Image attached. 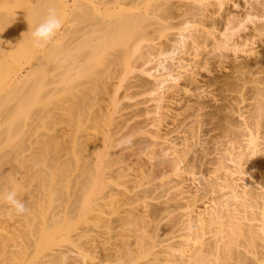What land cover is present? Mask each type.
I'll return each mask as SVG.
<instances>
[{"label":"bare ground","instance_id":"bare-ground-1","mask_svg":"<svg viewBox=\"0 0 264 264\" xmlns=\"http://www.w3.org/2000/svg\"><path fill=\"white\" fill-rule=\"evenodd\" d=\"M251 1L249 6L248 4L247 7L245 6L247 8L246 11H244L242 15H238L239 17H236L235 13V17L234 15L230 16L228 12L226 18L224 17V22H222V27L224 26L223 31L218 34L214 31L216 23L214 19H217V12L228 4H234L233 0H0V87L2 85L8 86V88L6 87V91L1 92L0 90V104L2 103L1 105H3L8 101L13 102V99H15L14 109L12 108V111L15 110V118L12 117L13 119L9 121L10 123H8L9 126L7 129L4 127L5 130L3 129L2 132H6L4 133L6 135L7 131H12V134L15 133V138L21 135L19 136L20 138L17 137L19 141L21 139L23 140V138L25 139V137L33 136L32 141L37 144H39L40 140L44 141L46 139L47 142V138H49L52 133L50 135L47 132L42 133L40 132V128L43 127L42 123L44 121L46 122L47 117L51 116L50 111L53 107L49 106V98L61 91L68 93V96L64 95L69 97H65L68 100L67 103H64L66 106L65 108L75 109L77 113L79 112V115L82 109L83 111H86L88 108L92 110L93 107H95L94 105L97 104V98L95 99V97L93 98L92 96L88 98V95L82 96L79 94L84 88L89 87L88 89H90L92 86L82 82L84 80L83 76H87L89 73L87 72L88 74H86V71L92 67L93 64L97 63V58L94 57L99 52H103L109 48L113 49L114 46H120L115 52L123 51L125 48L130 47L132 43H130V45L127 44L136 40V36H132L135 38L134 40L130 37L131 31L135 32V35L139 33L138 36L141 37L142 35V38L146 40L144 42L145 44H141L143 52H140V55L145 56L146 54L148 57L153 53V50H156L158 47V49L162 47L161 51L163 48L166 50L168 46H173L171 49L176 50L174 46L178 43H187V47L192 49L194 52L193 54L196 55L199 47L205 46L210 42L213 49L218 51L219 55L229 58V62L220 67H224L221 71V80L216 78L219 79L218 82L220 81L218 83L219 87H216L218 93L212 94V98H210L215 107L214 112L215 114L217 113L219 117V124L216 122L217 126L219 125L220 129H223L222 133H226V131L233 126L236 116L238 118H245L246 115L244 116V114L250 112V116L247 118L250 119V126L252 125L256 131L258 129H264V125L257 120L263 112L261 100H264V0L252 1L253 3ZM245 2H248V0ZM245 2L244 4H246ZM138 6L141 7V9H139ZM50 8L56 9L62 26L51 41L42 43L41 46L37 47L33 43L32 31L45 19ZM90 13L92 17H90ZM230 14L232 15V13ZM86 17H89V19H86ZM206 21H209V28L195 27L197 24L204 25ZM247 21L254 23V26L249 28L245 34L241 35V38L238 37L239 40L235 41L231 39L230 36L234 30L241 29L242 27L245 29V22L247 23ZM190 26H192V29ZM188 27L190 30H187ZM170 29L176 30L167 32V30ZM184 30L186 31L184 32ZM93 33L94 35H92ZM234 33L232 35H234ZM163 36L166 37L164 40L161 39ZM95 40L96 42L93 43ZM100 41L101 43H99ZM79 44L82 46L81 51L78 47ZM241 46L245 47L240 49L242 48ZM142 49L140 48L141 51ZM168 50L169 49H167V51ZM229 51L232 52V56ZM115 52L112 53V57ZM137 54L138 53L135 54L136 56H134V58L137 57ZM119 55L120 52L116 53L115 57H120ZM134 58L133 61L123 58V60H127L124 63L127 69L136 66L133 65L135 63ZM138 58L140 57L138 56ZM145 58H141V60L145 62ZM116 59L115 62H117ZM106 60H108V58ZM106 60L104 63L107 62ZM108 62L112 64V67L114 60L112 61L110 58ZM25 65H28L27 69L23 70ZM184 66L180 67L183 68ZM104 67L105 66H103V68ZM57 68H61L62 70H59L60 72L57 71L58 73L56 72L52 75L53 77L47 78V76L50 75L54 69L57 70ZM146 68H143L141 71L146 73V77L142 80L143 77L141 78V76H139L142 83H139V85H143L141 88L148 92L140 100L136 99V103H134V101L132 103L133 105H137V103L146 104L148 101L154 102L152 103L154 107L153 110L155 108L159 110V112L156 111L158 112L159 119H156L154 116V120L158 121L157 123L154 122V124H151L152 120L148 122L146 117V119L143 120L135 119L132 123L130 122V124H128L126 120L129 118L127 116L128 119H122L124 122L122 121L123 123L120 127L119 125L116 126L119 123V119L114 123V115L119 112V100L117 98L120 97H112L108 99V103H106V101L104 102L109 104V107L106 105L103 106L104 108L102 109L99 108L102 111L104 109L105 113L103 116L107 115L108 117V122L106 121L108 130H105L106 132L101 131L102 134L99 133V130L95 132V129L93 131L90 130V132L84 131L82 133L83 135L78 133L79 136L82 135L81 138L85 140V144H95L93 145V147L95 146L94 148L91 147L92 152L89 154L90 160L87 162L89 166L91 165L89 168H94L91 171L89 169L88 172L89 175H91L89 180L93 178L92 181L94 185L92 187V192L97 195L93 204V206H95L93 210L96 209L99 211V207L106 202V200L103 201L105 198L110 201H117L118 196L115 195L116 193L123 197L121 204L124 206L123 215H118L119 217L114 220L115 223L118 221V229L119 227L123 229L121 230L123 232L122 236H124L122 245L116 246L110 251L108 250L109 252H106V249L102 247L99 251L103 253L97 258L93 257L92 264H107V262H110L109 259L113 258L111 256L124 258H120L121 261L118 259L117 264H264V156L263 158L261 157V161L259 160L260 162L258 163L259 158L256 160V157L258 155L260 156V154H258V152H260L258 147L260 142L256 134L259 132H255L256 134L251 132L250 138L248 142H246L248 146L243 147L240 144L242 141L239 142V138L237 137L228 139L229 136L226 135L227 138L224 136L225 139L220 141L219 139L223 134L221 133V135L218 134L215 136L216 141L214 140L213 144L218 147L208 151L209 153L207 155L205 154L206 156L204 155L205 157L197 163V166L199 163L203 165H199V170L202 172L201 185L199 183L197 186H194L196 194L199 192L198 197H195L194 193H191L192 191L189 192V186L191 187V185L185 182L187 181L186 179H189L188 181L194 179L193 170L186 169V166H188L187 164L190 165L191 162L186 163L184 161L190 145L189 142L187 143V138L190 133H188L189 135L186 136V139L184 138L185 136L183 137L182 147L176 149V147H174L175 145L173 146L169 142L168 137V134L173 133V130L176 129L174 128L172 130L171 128V130H168L170 126H167L168 129L166 128V130L163 128L165 127L164 125L161 127V122L172 115L168 108L172 103L170 99L173 98L174 100L175 93L174 91H167L165 95L164 93L166 92L159 89L163 85L162 83L165 78L160 79L153 77V74L148 71L149 67L148 69ZM116 70L120 71L119 67L118 69L116 68ZM109 71L111 70L109 69ZM113 72H115V70ZM110 74L112 75V72ZM92 76L90 78L93 79ZM175 77L174 81L178 79L177 75ZM45 78H47V80H45ZM136 78L138 79V77ZM119 79L118 77L116 81ZM121 80L123 79L121 78L119 82L122 84ZM112 83L113 82L110 84L113 89L116 85L117 88L122 86L120 83ZM126 83L132 84L130 87H134L135 85H133L132 80ZM125 85L128 86V84ZM93 86L92 90H97L94 89ZM126 86L125 89H128ZM172 86H175L174 83ZM121 89L123 90L122 87ZM143 89H140L142 93ZM158 89L164 92L161 93L165 96L161 95ZM135 90L131 92L133 94L135 93V95L136 92L140 94L138 89ZM86 92H88V90ZM105 93L108 95L109 91L106 89ZM83 94L85 95V93ZM128 95L127 92L122 96L125 98L128 97ZM60 99L58 100L60 104H62L61 102H63V100ZM58 100L56 101L58 102ZM127 100H129V98ZM60 104L56 105L60 106ZM127 104L129 106L131 105L130 103H126V105ZM7 106L10 108L9 104ZM97 106H99V104ZM62 110L65 111L66 109ZM75 110L72 112H75ZM140 110V113H142V111L146 112L151 109L142 106ZM140 110L138 109V112ZM94 111H91V113L93 112L94 114L97 110ZM198 111L199 110H197V112ZM72 112H70V116ZM86 112H88V110ZM10 113L12 112L10 111L9 114ZM77 113L74 114L77 115ZM98 113H100L98 115H101V111ZM124 113L125 112H123V115ZM4 115L8 117L7 114ZM94 115L93 120L89 119L91 123L88 120L91 127L92 125L93 127L95 126L93 123L99 122L97 119L96 121L98 122L95 121L98 115L96 114V117ZM132 115H134V113ZM27 116H30L28 118H31V121L29 120L30 123L26 124L25 118ZM83 116H81V118H83ZM85 116L89 115L87 114ZM98 117L102 118L100 116ZM171 117V123L173 125L174 123L176 124V113H173ZM76 118L77 117L74 119L72 118L73 122L76 121ZM180 119L182 120V118ZM0 120H2V118ZM181 120L178 122H181ZM73 122L71 121L70 123ZM166 122V124H168V121ZM79 123L80 121L76 123V126L73 125L74 123L71 124L73 127L71 129L74 130L75 128L77 131V129L80 128ZM45 124L48 125L50 123L48 122ZM90 125H87L88 128ZM142 125L145 126V131L148 134V137H140L141 139L145 138L143 141L147 140V144L145 143L146 147L142 145V150L147 149L148 154L151 155L149 157L146 156L145 159L133 158L131 162L134 163H130V166H127V164L123 162L129 158L133 152L130 154V152L126 153L123 150L132 143L124 147L125 145H121L123 144L122 138L125 137L129 131L131 134L132 131L141 129L143 127ZM100 127L102 128V124ZM191 128L194 129V127ZM56 130L58 129H55V131ZM122 130H124L123 133L121 132ZM189 131H191V129H189ZM261 132L263 133L261 142L264 143V130ZM12 134L10 136H12ZM72 134L70 135L71 138ZM78 134L75 135L76 138ZM55 135L57 134L55 133ZM127 135H129V133ZM1 136H3L2 133ZM40 137L42 139H40ZM8 138V140H10L9 136ZM12 138H14V136H12ZM78 138L77 140L81 139ZM3 139L4 137L0 138V140ZM22 140L21 142H24ZM81 140L79 141L81 142ZM132 141L134 142L135 139L133 140L132 138ZM137 141L138 139L136 142ZM21 142L18 143L20 144ZM65 142H67V140ZM1 144L2 143H0V145ZM226 144H230L227 146L230 148L223 147L226 146ZM47 145H45V147ZM115 146L121 147L118 151H111V148ZM35 148L37 149L40 147L36 146ZM78 148H80V146ZM83 150L85 149L83 148ZM20 152L21 151H19V153ZM30 152L33 151L31 150ZM38 152L41 151L38 150L34 152V154ZM30 154L31 153H28V155ZM28 155L26 154L24 158ZM34 159H36V157H34ZM30 160L32 159L30 158ZM92 171L95 173L94 177ZM113 173H115L117 177H121L122 175L125 179L121 180L120 178L119 183L121 184L117 182L114 187L106 191L105 186L107 185H103L104 180L108 178L109 175H113ZM107 174L108 177H106ZM84 182H86V178ZM118 186H120V188H118ZM119 200L121 199L119 198ZM119 212H121V210ZM100 216V213H95L93 219L98 221ZM53 220L54 219H52L51 222ZM58 222H60V220H58ZM58 222H56V224ZM110 224L113 225L112 223H109V225ZM50 225L52 227L50 226V228L48 227L44 230L43 236L45 241L43 246L40 245L41 249L53 244L55 239L52 234L56 225ZM148 227H150L149 231L145 229ZM24 228L27 233L26 225ZM72 228L73 226H66V229L70 230ZM106 231L107 230H105V233H107ZM23 232L22 235L20 232L19 234L15 232V242L12 245L13 248L8 252L9 254L7 256L0 260V264H28L26 260L32 253V251L28 252L31 246L35 251H38L36 244L39 237H35V233L32 238L26 236L27 238L24 240L26 242L25 245H23L21 243L23 241L22 237H24ZM76 233L82 237L85 231L82 232L81 230V232ZM99 234H101V231ZM34 242L36 244L32 245ZM74 248L73 246H66L63 250L54 248L51 252L41 256L38 261L35 260V257H32L33 259L30 264H74V260L70 259V261H68L70 255L76 251ZM79 250H77L78 255L76 256L80 255ZM81 251L84 250L82 249ZM81 254L84 255L83 252H81Z\"/></svg>","mask_w":264,"mask_h":264},{"label":"rangeland","instance_id":"rangeland-1","mask_svg":"<svg viewBox=\"0 0 264 264\" xmlns=\"http://www.w3.org/2000/svg\"><path fill=\"white\" fill-rule=\"evenodd\" d=\"M245 1H247V0H233L234 4H228L226 7H224L223 9H221L220 11L217 12V16H216L217 19L216 18L214 19V20H216L215 27H214L215 28L214 31L216 33L219 34L223 31L224 26L222 27V24H223L222 22H224L223 20H225V18L227 16L226 14H228V12H229L230 16L234 15V17H235V14H236V17H239L238 15H242V13H244V11H246L247 4L249 6L251 0H248V2H245ZM252 1L255 2L257 0H252ZM244 2L246 4H244ZM132 7H129V8H132ZM139 9H141V7H139ZM230 13H232V15ZM89 15H91L90 17H92L91 13ZM87 18L89 19V17H86V19ZM208 22L207 21H206V23L204 22L205 23L204 25L203 24H197L195 27H199V28H205V27L207 28L208 27L209 28ZM251 23H250V21H247V23L245 22V25H246L245 29L246 30L243 29V27L241 29H238L240 31L234 30V32L236 31L235 33L232 30L234 35H232L233 33L231 32L232 33L230 36L231 39H234L235 41L239 40V38L242 37L241 35L245 34L249 28H252L254 26V23H252V24ZM191 27L192 26H190V28ZM190 28L188 27L187 30H190ZM175 30L176 29H174V30L170 29V30H167V32L175 31ZM217 30H218V32H217ZM185 31L186 30H184V32ZM135 34H136L135 32L131 31L130 37L136 36V40H134L135 38L132 37V39L134 41H131L127 44V45H130V43H132L130 45V47L125 48V50H123V51H119L120 57L117 56L119 59L117 57H115L116 53H119V52H115V51H117L118 47H120V46H114L113 49L109 48L103 52H99L94 57V58L98 59V60L96 59L98 64L97 63L93 64V66L90 67L86 71V74L89 73L88 74L89 77H88V75L87 76L85 75V76H83L84 80L81 78L83 80L82 82L88 83V85H92V86L94 85L95 87L93 86V88L97 89V90H92V86H91L90 87L91 91H90V89H88L89 87H87V88H84L79 93L82 96L88 95V98H89V96L90 97L92 96L93 98L95 97V99L97 98V104L94 105L95 107H93L92 110H91V108H88V109H86V111L88 110V112H86V111H83V109H82L80 112V115H79L78 114L79 112L77 113V111L75 109L70 108L71 109L70 110L68 108H65L66 106L64 105V103L68 102V100L65 98L68 96V93H66V92L65 93L62 91L58 92L49 98V106L53 107V108H51V111H50L51 116L47 117L46 122L44 121L42 123L43 127L40 128V132H42V133L47 132V133H49V135L52 133L51 136H49L50 139L47 138V140H48L47 142H46V139L44 140V138H43V140L45 142L40 140L39 144H37V143L32 141L33 136H31L32 138L29 136L25 137L26 141L23 138V140L22 139L21 140L24 142H21V140L19 141V139H18V138H20L19 136H21V135L17 136L18 138L17 137L15 138V133L12 134L11 133L12 131L11 132L7 131V134L5 135L4 133H6V132H4V133L2 132L3 129L5 130L4 127H6V129H7V127L9 126L8 123H10L9 121H11L13 118H15L14 117L15 116V110L12 111L14 109L13 107L15 106V102H14L15 99H13L14 104L12 101L5 102V104H3V105H1L2 103L0 104V115L4 116V117L0 116L2 118V120H0V122H1L0 127L2 129V130L0 129V138L4 137V139H3L4 141L0 140V143H2L0 145V193H6L8 190H15L17 192V198L23 200L25 202L26 206L27 205L29 206V207L27 206V208H28L27 213H24L22 215H17L14 209H12L9 205H7L2 200H0V260L2 258H4L5 256H7L9 254L8 252H10V250L13 248L12 245L15 242V232L17 234H19V232H20V234L22 235L23 231H24L23 232L24 237H22L23 241L21 242L23 245H25L26 241H24V240H26V238H27L26 236H28L29 238H32L34 235H35V237H37V236L39 237V239H37V244L35 242H34V244H32V245H35V244L37 245L38 251H35L32 246H31V249L28 250V252L32 251L31 254L29 253L30 255L28 256V258L26 260V263H28V264H30L31 260L33 259L32 257H35V260L38 261L41 258V256L46 255V253H48V252H51V250H54V248L63 250V249H65L66 246H73V248L75 247L74 249H76V251H74V253H72L70 255V257L68 258V261H70V259H71V260L75 261L74 264H92V260H93L92 258L93 257L97 258V257H99V255H101V253H103V252L99 251V249H102V247L104 249H106L105 250L106 252H109L114 247L122 245L124 236H122L123 232L121 230H123V229H121L120 227L118 229V221H116V223H115L114 220H116V218L119 217L118 215H123V207L124 206L121 204L123 197L116 193L115 195L118 196L117 197L118 202L116 200L110 201L107 198H105L103 201L106 200V202H104L101 205V207H99L100 210L101 209L102 210L101 211L100 210L98 211L96 209L93 210V208L95 207V206H93V204L95 202L97 195H95L92 192V187L94 185L93 181H92L93 178H91V180H89L90 179L89 177H91V175H89L88 172H89V169L91 171L94 168L93 167L89 168V167H91V165L89 166L88 165L89 163H87V162H89V160H90L89 154H90V152H92L91 149L95 147V146L93 147V145H95V144H92V143H90V144L86 143L85 144V142H84L85 140L83 138H81V136L83 135L82 133L84 131L90 132V130L93 131L95 129L94 130L95 132H98V130H99V133L102 134L103 131L108 130V128H107L108 117H107V115L103 116V114L105 112H104V109H103V111L101 109L104 108L103 106H106V105H107V107H109V104H106V103H108L109 102L108 99H110L112 97L113 98L114 97L115 98L120 97V98H117L119 100V104H118L119 105L118 106L119 112H117L114 115V117H115L114 123H116V120L119 119L118 120L119 123L117 125L115 124L116 126L119 125V127H120V125L124 122L123 120H126L128 118L129 119L126 120L128 124H130V122L132 123V121H134L135 119L143 120V119H146V117H147L148 122H150L152 120L151 124H154V122H156V123L158 122L157 120L156 121L154 120L155 117H156V119H159L158 118V112H159L158 108H155L156 110L155 109L153 110L154 107L152 106V103H154V102L148 101V102H146V104L145 103H137V105L136 104L133 105V103H132L133 101H134V103H136L137 100H140L141 98H143V96H145L146 93L148 92V91H145L143 88H141V87H143V85H141L142 84L141 78L143 77L142 80H144L146 77V73L141 72V71L143 68H146V67H147L146 69H148V67H149L148 71L153 74V77L160 78V79L165 78L163 80V83H162L163 88L161 86L159 89L163 90L166 93H164L158 89V91H160L161 95H164V94L166 95L167 91H174V93H175L174 94V96H175L174 100L175 101L173 100V98L170 99V100H172V103L170 102L172 104V106L170 104L168 109H169V112L172 114V115L170 114L171 116H173V113H176V117H177L176 122L178 123V125H177V123L176 124L174 123V125H173L171 123L172 117L169 116L168 118H166V120L164 119L161 122L162 123L161 127H163L162 125H164L165 126V127H163L164 129H166L167 126H170L169 129L167 128L168 130H171V128H172V130L174 128L176 129V130H173V133L168 134L169 142L173 146L175 145L174 147H176V149L182 147V145H183L182 140L184 138L186 139V136H188L189 135L188 133H190L189 137L187 138V143L189 142L190 145H189L187 156L185 157L184 161L186 163L191 162L190 165L187 164L188 166H186V169L187 170H193L194 179L190 180V181H188L189 179H186L187 181H185V182L188 185H191V187L189 186V192L192 191L191 193L192 194L194 193L195 197H198L199 192L196 194V191L194 190V188H195L194 186H197L201 182V173L202 172L199 170V168H200L199 165L202 166L203 164L199 163L197 166V163L209 153L208 151H211L213 148L218 147V146H215V144H213L214 140H215V136H217L218 134L221 135V133L223 132V129L222 128L220 129L219 125L217 126V123L219 122V117H218L217 113L215 114V112H214L215 107L213 105L212 99H210V98H212L211 97L212 94L218 93L216 87H219L218 83L220 81L218 82V80L220 79L221 74H222L221 71L224 68V67L223 68H220V67L226 65L229 62V58L228 57L226 58V56L219 55L218 51L213 49L212 44L210 42H208L205 46L199 47V50H197V54L195 52L196 55L193 54L194 52L192 51V49L187 47L188 46L187 43H182V44L178 43L177 45L174 46V47H176V50L171 49L173 46H171V47L168 46V48H166V50H165V48H163L161 51L162 47H160V49H158L159 47L157 46L158 48L156 50H153V53L151 55L148 54V55H150L149 57L146 54H145V56H142V55H140V52L141 53L143 52L141 44H145L144 42L146 40L144 38H142L141 33H140L141 37L138 36L139 33L137 35H135ZM92 35H94V33ZM137 36H138V38H137ZM165 38L166 37L163 36L161 39L164 40ZM142 41H143V43H142ZM94 42H96V40L93 41V43ZM99 43H101V41ZM78 47H79V50L81 51L82 46L79 44ZM244 47L245 46H243L240 49H243ZM140 48L142 49V51L140 50ZM167 49H169V50L167 51ZM157 50H159V51H157ZM113 52H115V54L112 57ZM123 52L126 54H124ZM230 52L231 51H229V53ZM136 53H138L136 58H138V56L140 58H138V59L134 58V56H136L135 55ZM231 56H232V52H231ZM231 56H229V57H231ZM107 58H108V60H106ZM110 58L112 59V61L114 60V63H115V65H114V63L112 62L113 63L112 67H111L112 64L108 62V61H110ZM114 58L118 59V60L116 59L117 62H115ZM123 58L130 60V61H133V58H134L135 63L133 62L134 63L133 65H136V66L133 68L127 69L125 64H124L127 60H125V59L123 60ZM141 58L142 59L145 58V62H144V60H141ZM105 60L107 62L104 63ZM180 62H182V63H180ZM223 62H224V64H223ZM116 63H117V65H116ZM106 64H108L109 66ZM184 65H186V66H184ZM203 65H205V66H203ZM27 66L28 65H25L23 70H26ZM103 66H105L107 68H105V67L103 68ZM176 66H178V67H176ZM180 66L181 67L184 66V67L181 68ZM115 67L117 69L119 67L120 71L116 70ZM99 68H101V69H99ZM112 68L115 70V72H113L114 70ZM109 69L111 71H109ZM59 70L61 71L62 69L61 68H57V70L54 69V71H52L51 74L47 76V78L53 77L52 75H54L57 71L60 72ZM117 71H118V73H117ZM180 71H183V72H180ZM104 72H105V74H104ZM111 72H112V75L110 74ZM93 73H95V74H93ZM99 73H100V76H99ZM107 73H109V74H107ZM92 75H94V76H92ZM129 75H131V76H129ZM176 75H177L178 79L176 81H174L176 78L175 77ZM216 75H219V76H216ZM91 76L93 77V79L90 78ZM97 76H98V78H97ZM139 76H141V78ZM118 77L120 79L121 78L123 79V80H121L122 84H121V82H119L120 79L118 81H116L118 79ZM136 77H138V79H140V80H138ZM172 77H173V80H172ZM47 78H45V80H47ZM216 78H219V79H216ZM129 79L132 80L133 85L134 84L136 85V87L134 85L135 88L132 86L130 87V85H132V84L126 83V82H130ZM91 80L92 81L94 80L93 81L94 84L92 83ZM109 81H110V83L113 82L112 84L120 83L122 86H119V88H117V85H116L115 88L113 89L112 85L109 83ZM142 82H144V81H142ZM139 83H141L140 84L141 86L139 85ZM173 83L175 86H172ZM123 84H124V87H123ZM125 84H128V86H126ZM99 85L102 87V90H101V87ZM137 85H139V86H137ZM125 86L128 89H125ZM169 86L172 88H170ZM6 87L8 88V86L2 85L0 87L1 92L6 91L7 90ZM105 87H107V88H105ZM121 87L123 88V90L121 89ZM139 88L143 89V93L140 91ZM174 88H175V90H174ZM106 89L109 91L108 95L105 93ZM117 89H118V91H117ZM135 89L136 90L138 89L140 94H138L136 92V95H135V93L133 94L131 92L132 90L134 91ZM87 90H88V92H86ZM102 92H104V93H102ZM127 92L129 94L128 97L123 98L122 95L127 93ZM161 92L164 94H162ZM83 93H85V95ZM90 93H93V94H90ZM130 93H131V95H130ZM64 94L67 96H65ZM103 96H104V98H103ZM67 98H69V97H67ZM100 98L101 99L103 98V99L101 100ZM128 98H129V100H127ZM58 99L63 100V102H61L62 104H60V101ZM56 100H58V102ZM262 100H261V105H263L262 106L263 112H262L261 116L264 115V104H262V103H264V100L263 101ZM105 101H106V103H104ZM6 103H7V105L8 104L10 105V108H9V106L6 105ZM126 103H130V104L132 103V104L129 106L128 104L126 105ZM56 104L57 105L60 104V106H57ZM98 104H99V106H97ZM209 104H211V105H209ZM120 105H122V106H120ZM135 105H136V107H135ZM144 105L146 107H149L151 110L146 111L147 113L144 111H142V113H140L141 112L140 107L141 108H142V106L145 107ZM56 107H57V109H56ZM99 108H101V109H99ZM5 109H7V110H5ZM62 109H66V110L63 111ZM133 109H136V110H133ZM138 109L140 110L139 112H138ZM9 110L12 113L9 114V112H10ZM74 110H75V112H72ZM84 110H85V108H84ZM90 110L91 111L97 110V111H96V113H94L95 114L94 115L93 112L91 113ZM197 110H199V111L197 112ZM100 111H101L102 116L98 115V114H100V113H98ZM156 111H158V112H156ZM70 112H72L71 116H70ZM123 112H125L124 115H123ZM126 112H129V113H126ZM210 112H212V113H210ZM213 112H214V114H213ZM74 113H77V115H75ZM82 113L84 114V116ZM133 113H134V115H132ZM4 114H7L8 117H6V115H4ZM87 114L89 116H85ZM92 114L95 117H96V114L98 116L102 117V118H99L97 116L95 118V121L97 119V120H99L100 123L98 121H96L98 123H93L95 125L94 127H93V125H92V127L90 125V123H91L90 120H93V118H94ZM130 114L132 117L130 116ZM74 115L77 118L75 119L76 121L73 122V119L75 118ZM118 115H120V116H118ZM81 116H83V118H81ZM127 116H128V118H127ZM181 116H184V117H181ZM244 116H245V118L244 117L238 118L236 116V118H234L235 121L233 122V126L229 130H227L229 132L226 131V133H222L223 136H221L219 140L220 141L222 139L224 140L225 137L227 138V136H229L228 139L231 137L232 138L237 137V138H239L238 139L239 142L242 141V143H240V144L243 147V146H248V143H246V142H248L251 132H254V134H256L255 132H259L256 134L259 137L258 141L260 142L258 145L259 151H260V152H258V154H260V156L258 155L256 157V160L259 158L258 159V163H259L261 161L260 160L261 157L263 158V156H264V153H263L264 152V150H263L264 149V143L261 142L263 139V133L261 131H263L264 129L262 128V129H258L256 131V129L252 125L250 126V123H249L250 119H247L248 116H250V112L245 113ZM5 117H6V119H5ZM28 117H30V116H27L25 118L26 124L30 123V121H31L30 120L31 118L29 119ZM105 117H106V119H105ZM260 117L257 120H259L262 123V125H264V116H262L263 119H262V117L261 118ZM80 118H81V120H80ZM149 118H150V120H149ZM180 118H182V120ZM217 118H218V121H217ZM100 119H101V121H100ZM167 119H169V120H167ZM70 120L74 124L70 123L71 122ZM88 120L90 121V123ZM179 120H181V122H178ZM78 121H80V123H79L80 128L77 129V131L74 128V130H75L74 131L73 129H71V128H73L71 126V124L76 126L77 125L76 123ZM95 121H93V122H95ZM166 121H168V124H166L167 123ZM48 122L50 124H48V125L45 124ZM164 122H165V124H164ZM195 123H197V124H195ZM88 124L90 125L89 128L87 126ZM97 124L98 125L100 124L99 127ZM101 124H102V128L100 127ZM45 125H47V126H45ZM191 127H194V129ZM103 128H104V130H103ZM8 129H10V128H8ZM55 129H58V130L55 131ZM189 129H191V131H189ZM10 130H12V129H10ZM80 130H82V131H80ZM59 131H60V133H59ZM123 131L124 130H122L121 132L123 133ZM1 133L3 134V136H1ZM10 133L12 134V136H14V138H12V136H10L11 135ZM55 133L57 135H55ZM70 133L71 134L73 133L72 138L70 137V135H71ZM78 133H81L82 135L80 134L81 136H79ZM128 133H129V135H127ZM128 133L126 134L127 136L125 135V137L122 138L123 144H121V145L122 146L125 145L124 147H126L127 144L132 143V144L128 145V147H126V149L123 150L126 153L130 152V154H131V152H133V154L123 162L124 164H127V166H130V163H132L131 160L133 158L145 159L146 156L149 157L151 154L150 155L148 154L147 149L142 150V148H143L142 145H145L147 140L143 141V139H145V138L141 139L140 137H143V136L148 137V134L145 131V126H143L141 129H139L137 131L136 130L132 131L131 134H130V131ZM233 133L236 135L238 133H240V134H238L236 136ZM76 134H78L77 138L79 137L82 139L81 140L78 138L79 140H81V142L79 140H77V138L75 136ZM179 135H181V136H179ZM8 136L10 137V140H8L9 139ZM54 136H55V138H54ZM67 137H69V138H67ZM132 138H133V140L135 139L134 142L132 141ZM136 138L138 139L137 142H136V140H137ZM179 138H181V139H179ZM40 139H42V138L40 137ZM51 139H53V140H51ZM28 140L29 141L31 140V141L29 142ZM56 140H57V142H56ZM66 140H67V142H65ZM49 141H50V143H49ZM75 141L76 142L78 141L77 144ZM18 142H21V143L19 144ZM25 142H27V143H25ZM47 143H48V145H47ZM27 144H29V145H27ZM75 144H76V146H75ZM244 144H246V145H244ZM45 145H47V146L45 147ZM229 145L230 144H228V145L226 144V146H223V147L226 148ZM36 146L40 147L37 149L41 152L34 154V152L38 151L35 148ZM79 146H80V148H78ZM120 147L115 146V147L111 148V151H118L120 149ZM144 147H146V145ZM83 148L85 150H83ZM227 148H230V147H227ZM24 150H27V151H24ZM31 150L33 152H30ZM19 151H21V152L19 153ZM139 151H141V152H139ZM16 152H18L19 154ZM28 153H31L30 154L31 156L28 155ZM83 153H84V155H83ZM26 154L28 156L24 158V156H26ZM37 154H39L40 156ZM44 154H45V156H44ZM34 157H36V159H34ZM30 158L32 160H30ZM34 163H37V164H34ZM258 163H257V165H258ZM32 165H33V167H32ZM35 168H36V171H35ZM27 169H29V170H27ZM194 169H196V170H194ZM25 170H27V171H25ZM21 172H22V175H21ZM92 173H93V171H92ZM111 175H109V177H108V174H107L106 177H108V178H105L104 183H103L104 186L107 185V186H105L106 191H108L112 187H114L115 184H117V182H118V184H121V183H119L120 178H121V180L125 179V177L122 175H121V177H117V175L115 173H113L112 176ZM94 176H95V173H93V177ZM85 178H86V182L87 183L89 182L88 184L86 182H84ZM200 185H201V183H200ZM118 188H120V186H118ZM119 198L121 200H119ZM119 201H120V203H119ZM103 205H105V206H103ZM111 205H113L114 207ZM120 210H121V212H119ZM95 213L96 214L100 213V215H101L98 218V221H95V219H93ZM110 217H112V218H110ZM66 218H68V219H66ZM52 219H54V220L51 222ZM58 220H60V222H58ZM56 222H58V223L56 224ZM23 223H25V224H23ZM48 223H50L52 225H56V227H54L55 230L52 234V235H54V238H55L54 241L55 242L53 241V244L46 246L44 249H41L40 245L43 246L44 241H45L44 236H43L44 230L47 229L48 227L50 228V226H51ZM109 223H112L113 225H111V224L109 225ZM25 225H26V229L28 231L27 233H26L25 228H24ZM44 225H45V227H44ZM46 225H47V227H46ZM67 225L73 226V228L70 230L66 229ZM20 229H22V230H20ZM116 229H118V230H116ZM145 229L147 231H149L150 227L145 228ZM81 230H82V232L85 231V233H84V235H82V237H80L76 233V232H81ZM105 230H107L106 231L107 233H105ZM119 230H120V232H119ZM100 231H101V234H99ZM102 231H104V232H102ZM30 233H32V234H30ZM116 233H118V234H116ZM111 234H113V235H111ZM68 235H70V236H68ZM74 244H77V245H74ZM7 245L10 249L8 247L6 248ZM79 246L80 247L82 246L81 249ZM130 247H132V246H130ZM82 249L84 251H81ZM77 250H79L81 256L80 255L76 256V255H78ZM81 252H83L84 255L81 254ZM106 252H104V253H106ZM98 253H100V254H98ZM111 257H113V258H111ZM111 257H109V258H111L112 260L109 259L110 262H107V264H117L118 259H120V258L124 259L123 257L118 258V256L117 257L111 256ZM121 259L119 261H121ZM33 262H34V260H33ZM103 264H105V263H103ZM118 264H120V263H118Z\"/></svg>","mask_w":264,"mask_h":264},{"label":"clouds","instance_id":"clouds-1","mask_svg":"<svg viewBox=\"0 0 264 264\" xmlns=\"http://www.w3.org/2000/svg\"><path fill=\"white\" fill-rule=\"evenodd\" d=\"M61 26V20L57 15L56 9L50 8L45 19L32 31L34 45L39 47L42 43L51 41ZM0 200L14 209L17 215H22L28 211L25 202L17 198V192L15 190L0 193Z\"/></svg>","mask_w":264,"mask_h":264}]
</instances>
